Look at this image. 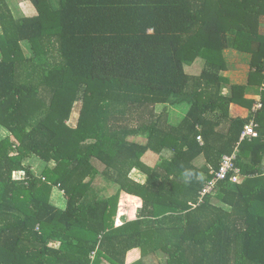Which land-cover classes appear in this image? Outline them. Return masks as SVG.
<instances>
[{"label":"trees","instance_id":"obj_1","mask_svg":"<svg viewBox=\"0 0 264 264\" xmlns=\"http://www.w3.org/2000/svg\"><path fill=\"white\" fill-rule=\"evenodd\" d=\"M26 1L15 15L0 0V264H264V0ZM227 49L260 86L245 118L229 105L251 107L246 85L221 92ZM251 120L257 136L239 140ZM235 149L243 179L200 201Z\"/></svg>","mask_w":264,"mask_h":264},{"label":"crops","instance_id":"obj_2","mask_svg":"<svg viewBox=\"0 0 264 264\" xmlns=\"http://www.w3.org/2000/svg\"><path fill=\"white\" fill-rule=\"evenodd\" d=\"M16 1H18L21 5L23 3H25V0H16ZM9 6H10V4H9ZM226 51L228 53H230V55H236V56H224L225 60H226V70L223 71V74L227 78V84H223L222 85L223 87L221 88V92L224 93L225 95L228 94L229 88H230L229 86L231 84H235L236 83V84L246 85L245 94L247 96H249V97L254 98V102L252 103L251 107L243 106V105H240V104H237V103H230V105H229V113H230V115L232 117L245 118V117H248L252 113V111L257 110L259 108V107H255V106L258 103V96H259L260 86L246 83V80H247V77H248V71L250 70V67H249L250 56H249V54L237 52V51H234L232 49H227ZM224 55H225V53H224ZM245 58L247 59V65H246L247 67L244 70V72L236 73L237 69L235 70V72H232L234 66L239 65L238 60H242V59H245ZM197 62H198V71H199V67H200L202 61L198 58L196 60V63ZM230 64H232V65H230ZM230 69H232V70H230ZM239 71L240 70H238V72ZM73 113H74V111L71 112V116H70V117H72L71 118L72 119V124H69L72 127L75 126L76 122H77V118L73 115ZM77 116H78V114H77ZM147 153L152 156V160L153 159H157V155L155 153H153V152H147ZM204 161L205 160L202 157H199L198 158V166H202L204 164ZM144 162H146V161H144ZM154 162L155 161H152L150 163L146 162V164L152 165ZM261 169H262V173L264 174V154H263V157H262ZM140 173H141L140 174L141 176H144L142 172H140ZM144 180L142 179V180H139L138 182L142 183V182H144ZM53 191L54 192L56 191L57 193L54 196V202H51V203L53 205H55L56 207H64L65 201H64V197L62 195V192L60 190H58V189H54ZM53 194L54 193H52V196H53ZM137 257L138 256L136 255V250L134 249L132 255L130 257L128 256L129 259L127 258V262L131 261V259H135Z\"/></svg>","mask_w":264,"mask_h":264},{"label":"rangeland","instance_id":"obj_3","mask_svg":"<svg viewBox=\"0 0 264 264\" xmlns=\"http://www.w3.org/2000/svg\"><path fill=\"white\" fill-rule=\"evenodd\" d=\"M7 1L9 2L10 6H11V9H12V11H13V13L15 15L28 14V13H30L32 11V6H30V4L26 0H25V3H23L22 5L16 0H7ZM57 2H56V0H52V5L54 7H56L57 6ZM224 53H225V56H236V55H230V53H228L226 50L224 51ZM238 62H239V65L234 66L232 72H235V70L237 69L236 73H242V72H244V70L247 67L246 66L247 65V59L245 58V59H242V60H238ZM230 65H232V64H230ZM186 70L189 73H192V74L197 73L198 72V62L195 64V66H187ZM230 70H232V69H230ZM238 70H240V71L238 72ZM222 94H224V93H222ZM160 107H161L160 105L157 106V110H159ZM79 108H80V103L79 102H77V103H75L73 105L72 111H74L73 115L76 118H77V114H78ZM168 108L170 110L172 119L176 120V119H178L179 117H181L184 114V111L186 109V105L180 104V105L176 106V105L173 104V105H169ZM70 116H71V114H70ZM71 118L72 117H70L68 119V124H72V119ZM6 134H7V131L0 126V137L5 136ZM142 160L146 161L148 163H150L152 161H156V159L152 160V156L150 154H148V153H145L143 155ZM29 163L31 164V168H32L33 172L39 174L40 171L42 170L43 162L39 161L36 157H34V158L29 160ZM197 164H198V159H197ZM99 168L101 169L100 166H99ZM140 174L141 173L139 172V170L133 169L130 172V177L133 178L136 181H139V180H142V179L144 180L145 179V175L143 174L144 176H141ZM93 187L96 189L98 195L101 196V197L109 196L116 189V186L113 185L104 176H102L101 173H98V174L96 173V175L93 177ZM52 193H54V194H53V196H51L50 200H51V202H54V196H55V194L57 192L53 191ZM62 195H63V193H62ZM212 201L214 202V199H212ZM60 208H63V207H60ZM149 264H155V262L153 260H151L149 262Z\"/></svg>","mask_w":264,"mask_h":264},{"label":"built area","instance_id":"obj_4","mask_svg":"<svg viewBox=\"0 0 264 264\" xmlns=\"http://www.w3.org/2000/svg\"><path fill=\"white\" fill-rule=\"evenodd\" d=\"M264 63V61H263ZM257 103L255 107H259ZM255 111V110H254ZM257 136L256 123L251 120L247 123L240 133L239 140L252 139ZM200 140V137H197ZM236 149L231 154H224L219 161L218 169L215 174L204 184L199 192L200 201L207 194H212L219 181L228 179L230 182H238L243 178V175L236 165Z\"/></svg>","mask_w":264,"mask_h":264}]
</instances>
